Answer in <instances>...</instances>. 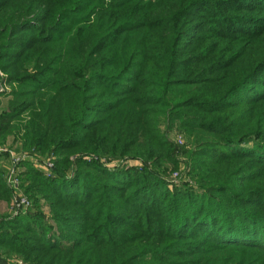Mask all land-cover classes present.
<instances>
[{"label": "trees", "instance_id": "obj_1", "mask_svg": "<svg viewBox=\"0 0 264 264\" xmlns=\"http://www.w3.org/2000/svg\"><path fill=\"white\" fill-rule=\"evenodd\" d=\"M7 138L0 264H264V0H0Z\"/></svg>", "mask_w": 264, "mask_h": 264}, {"label": "built area", "instance_id": "obj_2", "mask_svg": "<svg viewBox=\"0 0 264 264\" xmlns=\"http://www.w3.org/2000/svg\"><path fill=\"white\" fill-rule=\"evenodd\" d=\"M0 153L6 154L9 165L7 168V172L5 175V182L7 186L11 189V200H10V207L9 209L11 210V213L17 214L19 211L22 209H25L28 205L29 202L27 198L24 196H21L17 193V186H18V166L20 162L25 160L27 156L25 154H16L9 148H5L3 146H0ZM42 165V170L46 175H49L53 169L52 166V161L50 158H47ZM36 166V165H35ZM40 164H38L36 167H39Z\"/></svg>", "mask_w": 264, "mask_h": 264}, {"label": "rangeland", "instance_id": "obj_3", "mask_svg": "<svg viewBox=\"0 0 264 264\" xmlns=\"http://www.w3.org/2000/svg\"><path fill=\"white\" fill-rule=\"evenodd\" d=\"M2 102V105H4L5 104V101L4 100H2L1 101ZM167 137L171 140V141H175V142H178V143H182V144H185L184 142H185V139H184V137H183V134L179 131V130H176V129H172L171 131H169L168 133H167ZM19 142L18 141H16V143L15 144H13V145H10V139L9 138H7V140H6V142H4V143H1L0 144V146H3V147H5V148H9V149H11L13 152H15L16 154H20V153H22V154H25L26 156H27V158H29V161L31 162V164H32V162L34 163V162H36V161H34V158L33 157H31L30 155H28V153H27V150L26 149H24V148H22V147H20L19 146ZM0 155H2V156H4L3 157V163H5L7 166L9 165V161H8V158H7V156H6V154H0ZM180 158H182V157H178V159H180ZM26 160V159H25ZM24 161V160H23ZM23 161L22 162H20V164H19V166H18V174H19V176L21 175V173L24 171V167L22 166V163H23ZM37 166L38 164H36V163H34L33 164V167L34 166ZM4 168H5V166H4ZM176 176V172L173 170V171H171V178H177V177H175ZM17 193L19 194V195H21V196H24L25 198H27L26 197V195L23 193V191H22V189L19 187V186H17ZM11 200V199H10ZM28 200V199H27ZM29 202V201H28ZM41 202H43V201H41ZM5 205L3 204L2 205V210H3V213L5 212ZM43 211H45L46 212V208L44 207V209H42ZM17 264H22L21 263V261L20 260H17Z\"/></svg>", "mask_w": 264, "mask_h": 264}]
</instances>
